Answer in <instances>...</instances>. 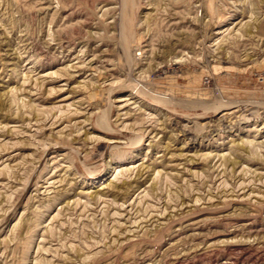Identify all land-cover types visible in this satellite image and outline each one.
I'll use <instances>...</instances> for the list:
<instances>
[{
  "label": "rangeland",
  "instance_id": "obj_1",
  "mask_svg": "<svg viewBox=\"0 0 264 264\" xmlns=\"http://www.w3.org/2000/svg\"><path fill=\"white\" fill-rule=\"evenodd\" d=\"M263 107L264 0H0V264H264Z\"/></svg>",
  "mask_w": 264,
  "mask_h": 264
},
{
  "label": "bare ground",
  "instance_id": "obj_2",
  "mask_svg": "<svg viewBox=\"0 0 264 264\" xmlns=\"http://www.w3.org/2000/svg\"><path fill=\"white\" fill-rule=\"evenodd\" d=\"M60 47L62 48V49H64L65 47H66V43H64V42H61L60 43ZM223 108L221 107L219 110H222ZM263 109H264V107H263ZM252 110V109H251ZM241 113V112H240ZM252 115H253V117H258V115H257V113H255V112H252ZM260 116V115H259Z\"/></svg>",
  "mask_w": 264,
  "mask_h": 264
},
{
  "label": "flooded vegetation",
  "instance_id": "obj_3",
  "mask_svg": "<svg viewBox=\"0 0 264 264\" xmlns=\"http://www.w3.org/2000/svg\"><path fill=\"white\" fill-rule=\"evenodd\" d=\"M228 106H230V105H228ZM239 106H240V105H239ZM222 108H225V109H226V108H228V107H225V106H224V107H222Z\"/></svg>",
  "mask_w": 264,
  "mask_h": 264
}]
</instances>
